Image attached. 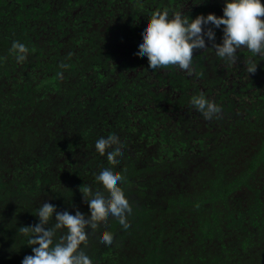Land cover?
I'll return each instance as SVG.
<instances>
[{"label":"trees","instance_id":"trees-1","mask_svg":"<svg viewBox=\"0 0 264 264\" xmlns=\"http://www.w3.org/2000/svg\"><path fill=\"white\" fill-rule=\"evenodd\" d=\"M222 8L223 0H0V264L31 254L19 227L38 222L41 204L88 213L80 191L105 187L94 174L104 163L121 171L132 212L127 229L111 216L87 229L80 246L92 264H264V57L242 48L229 63L198 50L189 73L151 70L135 51L156 11L194 18ZM13 41L28 48L24 62ZM200 93L222 106L219 119L190 104ZM111 129L124 149L113 161L94 146ZM104 230L111 245L98 239Z\"/></svg>","mask_w":264,"mask_h":264},{"label":"clouds","instance_id":"clouds-1","mask_svg":"<svg viewBox=\"0 0 264 264\" xmlns=\"http://www.w3.org/2000/svg\"><path fill=\"white\" fill-rule=\"evenodd\" d=\"M214 29L222 30L219 43ZM136 43L135 51L147 58L151 70L174 66L190 73L194 51L205 49H212L218 58L229 63L236 62V54L242 48L253 56L264 57V0H223L220 16L208 13L193 18L183 10L171 15L165 10L156 11L144 22ZM11 51L17 62H24L29 50L24 43L13 41ZM256 69L257 63L249 61L246 71L254 73ZM190 104L205 120L220 118L222 106L203 93L194 95ZM94 146L97 151L106 152L109 161L117 159L124 150L115 129L98 133ZM94 174L105 187L85 185L80 191L88 213L79 207L58 211L54 204L46 202L36 210L37 223L19 227L31 248V254L25 255L21 264H92L91 256L80 246L81 241L87 240L88 228L109 216L117 219L123 229L129 228L132 208L121 186V171L104 163ZM51 220L55 223L49 226ZM58 230H64V234L57 240ZM113 238L108 230L98 236L105 245H111Z\"/></svg>","mask_w":264,"mask_h":264}]
</instances>
